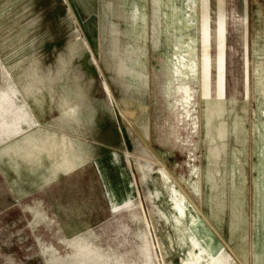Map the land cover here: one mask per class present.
Returning <instances> with one entry per match:
<instances>
[{"label":"rangeland","instance_id":"obj_1","mask_svg":"<svg viewBox=\"0 0 264 264\" xmlns=\"http://www.w3.org/2000/svg\"><path fill=\"white\" fill-rule=\"evenodd\" d=\"M189 3L183 9L192 10L195 27L184 36L185 53L195 46L196 59L202 60L206 37L199 35L198 26L203 25L205 14L211 15L206 25L209 30L219 33V26L225 30V41L212 40L210 49L212 58L225 53L227 59V67L219 71L224 84L219 96L225 103L221 112L218 109L211 134L202 124L190 131V124L182 123L188 116H180L175 129L170 126L173 111L167 97L176 86L171 88L167 82L177 72L168 67L166 58L176 37L153 30L154 0H8L5 5L0 0V9L6 11L0 19V103L4 108L7 101L16 103L8 112L0 105L4 115L0 120L30 107L25 132L40 127L42 131L34 138L52 135L43 144L49 152L44 157L48 162L53 153L54 158L61 155L62 145L52 148L61 140L83 139L94 147L91 152L79 150L81 163L62 180H53L50 190L58 203L74 209L78 222L88 226L101 244L110 242L121 249L130 264L146 263L148 243L157 245L161 264H171L172 259L157 223L160 201L150 194L151 180L146 177L150 164L154 169L165 164L187 199L208 218L223 251L244 261L241 250L249 249L252 239L254 46H264V0ZM136 8L140 9L139 20L134 17ZM184 19L175 21L173 27L184 30ZM7 64L13 79L4 81ZM30 70H36V75L31 76ZM27 76L30 80L25 86L21 82ZM193 79L191 86L197 91L193 114L200 116L201 88L197 77ZM14 83H21L20 87ZM67 105H71V117L62 115ZM5 130L0 126V149L11 140ZM177 130L182 135L174 145ZM188 131L197 147L192 160ZM173 146L172 158L166 160ZM189 162L197 167L200 178L197 197ZM8 166L0 165V264H57L54 260L59 255L53 248L69 246V233L60 231L55 215L36 221L34 212L44 189L20 201L14 197L15 188L22 185H13Z\"/></svg>","mask_w":264,"mask_h":264},{"label":"bare ground","instance_id":"obj_2","mask_svg":"<svg viewBox=\"0 0 264 264\" xmlns=\"http://www.w3.org/2000/svg\"><path fill=\"white\" fill-rule=\"evenodd\" d=\"M2 1L3 5H5L8 0ZM185 2L186 1H184V4H186ZM184 4L181 3V0H154L152 10L154 20L153 30L157 31L158 34L164 32L168 38L176 37V42L175 40H171L173 45L171 44V52L168 51L170 53L167 54L166 58L169 65L168 67H172L173 70L175 69L177 72L176 78L168 79L169 82H167L171 88L176 86L174 93L171 94L169 91L170 94L167 97L168 106L172 107L173 111V119H171L173 122L177 120V123L172 122L170 126L175 129L181 123L178 118L180 116H188V120L181 121L184 123V126L186 123L190 124V131L200 129V125L202 124L204 131L211 134L214 130V118L219 111L221 112L225 103L219 96L224 88L219 71L227 67V59L225 53L217 55L216 58H212L210 49L213 42L212 40L219 41V43L225 41V30L224 27L221 26H219V30L217 29L219 33L209 30L206 25L211 21V15L209 13L205 14L203 25L200 23V26H198L199 35H204L206 37L207 50H205L203 58L201 57L202 60H199V57L196 59L195 46H193L194 48L190 46L188 53H185L184 50L187 46L184 45L185 41L183 39L185 35L186 37L189 35L188 33H190L191 29H194L193 20L195 17L193 13H191L192 10L186 11L181 8ZM5 13L6 11L0 9V19L5 17ZM184 15L187 16L186 19L183 18ZM136 19L139 20L141 18L136 14L135 20ZM183 19V22L186 23L184 26L185 31L182 30V28L177 29V26L173 27L175 21L180 23ZM163 22H165V26L162 25ZM186 43L188 44V42ZM220 44H218V47ZM254 47L257 53L255 62L256 69L254 70V81L256 82V87L254 89L256 95V122H254L252 126L253 140L250 144L252 148L251 165L253 167V195L252 211L251 214H249V226L252 230V239L251 241L249 240V249L241 250L246 259L242 261L235 255V257H233L230 253L223 251V245L215 234L216 230L211 226L208 218L203 212L198 207H195L196 205H193V202L187 199L179 185L172 180V173L165 164H162L159 169H154L153 165L150 164L146 166L149 169V173L146 177L148 180H151V183H149L150 194L153 195V198H158L160 201L158 205L159 212H156V218L162 230V234L163 236L165 235L167 241L165 249L167 255L172 258L171 264H264V46L255 45ZM202 63L204 67L200 69L199 67H201L200 65ZM202 71L203 76L201 75ZM35 72L36 70H30L29 74L33 76ZM28 76L21 82L22 84H29L28 81L30 78H28ZM194 77H197L201 88V95L199 97V104L201 106L200 116L199 114L196 116L193 114L194 106L196 105L195 95L197 93L191 86V81ZM8 78L13 79L12 67L11 65L9 66V64L5 66L2 74V79L4 81L8 80ZM20 84L14 83L13 85L19 88ZM107 94L109 96L110 93L108 92ZM1 101L0 98V102ZM182 102H184V105ZM0 105L2 107L3 104L0 103ZM6 105V108H2L3 111L7 110L8 112L16 103L10 100L6 102ZM65 108L66 109L63 110V112H65L64 114H68V112L69 114L72 113L70 112L71 106L67 105ZM30 111V107L28 109L22 108L18 115L7 116L6 119L0 120V126H5V132L11 135V140L7 141L4 147L0 149V165L3 166L5 163L9 165L8 170L12 172V174H10V179L13 185L16 182H21L22 186L18 188L14 187L16 191L14 197L17 199L19 198L18 201H20V199L22 200L23 196L35 190L44 189V192L38 196V198L41 199L38 200L40 205L34 212L36 221H39L41 217L47 215H55L58 218L57 226L60 228V231L69 233L66 238V240L70 242L69 246H63L62 249L59 247L53 248L54 252H57L59 255V259L54 260V262L57 264H89L92 262L94 264H130V260L125 259L121 249L116 248L110 242L106 245L101 244L96 234L90 233L88 226L82 222H78V216L74 209H72L71 206L65 207L58 203L50 190V185L53 180H62L70 169H74L81 163L82 160L79 154L83 149L91 152L94 150V147L83 139L61 140V143H58V145H52V148L55 149L57 146L59 147L62 145V151H59L61 155H57V157L54 158L53 153L48 162L44 157L45 153L49 152L43 149V144L45 141H49L52 135H49L47 138H43L42 136L34 138L37 133L42 131L40 127L28 133L25 132L26 122L31 116ZM2 117H4V115L2 116L0 112V118ZM201 120H203L202 123ZM240 120H244V118ZM12 123L13 126L11 128L10 126ZM237 123L238 120L235 122L236 128L238 127ZM219 132L222 135L221 127ZM181 135L182 134L178 132V130L173 135L174 145ZM187 135L189 137L187 138L188 142H186L192 145L194 143L191 137L193 134H190L188 131ZM182 141L181 143H183ZM189 147V160H192L195 157L197 147L193 145ZM173 149L174 146L169 148L166 160H171ZM74 154L75 156L73 157ZM188 164L190 178H192L193 193L197 197L200 192V178L198 173H196L197 167L191 162ZM143 169L145 168L143 167ZM183 182L185 183V181ZM133 201L134 200L130 203H133ZM47 203L49 205H46ZM144 221L148 223L150 229L148 218H144ZM210 227H212L214 231H212ZM150 235L153 238L152 233ZM242 238L244 237L242 236ZM73 242H76V244H73ZM43 254L45 253L43 252ZM177 257L178 263H175ZM146 258L145 264H161L157 245L155 243L153 246L148 243V254Z\"/></svg>","mask_w":264,"mask_h":264},{"label":"crops","instance_id":"obj_3","mask_svg":"<svg viewBox=\"0 0 264 264\" xmlns=\"http://www.w3.org/2000/svg\"><path fill=\"white\" fill-rule=\"evenodd\" d=\"M184 1H186L185 3H186V5L185 6H190V3H189V1L190 0H181V3L182 4H184ZM182 8H183V5H182ZM190 9H191V7H190ZM139 11H140V9L138 10L137 8L135 9V13H134V15L136 16V14H138L139 13ZM134 16V17H135ZM135 65H137L136 63H135ZM98 67V66H97ZM99 68V67H98ZM69 106H71V105H69ZM70 112H72V109H71V111ZM65 112H63L62 114H64ZM68 115L71 117L72 116V113L71 114H69V112H68Z\"/></svg>","mask_w":264,"mask_h":264}]
</instances>
